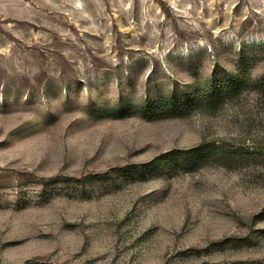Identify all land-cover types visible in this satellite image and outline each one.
I'll use <instances>...</instances> for the list:
<instances>
[{"label":"rangeland","instance_id":"1","mask_svg":"<svg viewBox=\"0 0 264 264\" xmlns=\"http://www.w3.org/2000/svg\"><path fill=\"white\" fill-rule=\"evenodd\" d=\"M258 263L264 0H0V264Z\"/></svg>","mask_w":264,"mask_h":264},{"label":"trees","instance_id":"2","mask_svg":"<svg viewBox=\"0 0 264 264\" xmlns=\"http://www.w3.org/2000/svg\"><path fill=\"white\" fill-rule=\"evenodd\" d=\"M244 83L241 81V79L237 78L235 81L230 82L224 86H213L214 88L208 92V93H201L200 98L201 100L210 102V100H218L223 98H229L232 96H235L241 92V90L244 88ZM187 101L186 99L181 100L178 104L173 106L172 110H174V113H179L184 111V109L187 107ZM203 151H205L204 154H206L205 157H203ZM212 147H209L208 149L202 150V148H199L194 151V156L187 160L186 164H193L196 165L198 163H201L206 160V158L210 155H212ZM189 162V163H188ZM261 264V263H258Z\"/></svg>","mask_w":264,"mask_h":264}]
</instances>
